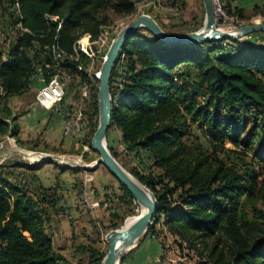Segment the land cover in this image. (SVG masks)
I'll list each match as a JSON object with an SVG mask.
<instances>
[{
    "label": "trees",
    "instance_id": "1",
    "mask_svg": "<svg viewBox=\"0 0 264 264\" xmlns=\"http://www.w3.org/2000/svg\"><path fill=\"white\" fill-rule=\"evenodd\" d=\"M141 1L21 0L25 25L38 37L24 36L19 45L26 49L20 51L18 45L6 59L0 51V80L6 92L0 97V136H18L20 114L14 113L11 100L32 87L33 41L41 45L57 41L72 51L80 36H98L103 11L131 13ZM232 4L225 0L222 6L243 19L244 10H233ZM45 13L63 18V27L58 30L56 23L47 22ZM262 33L167 45L141 28L126 40L112 71L113 110L107 135L111 128L120 132L124 151L140 164L128 170L159 202L143 237L159 238L166 232L180 250L194 251L197 264H264V40L258 39ZM98 82L85 140L93 151ZM193 124L201 128L211 150L199 143ZM27 177L32 187L17 177H4V172L0 176V264H68L54 249L48 230L62 195L56 186H44L35 173ZM118 183L120 205L136 214L134 197ZM118 213L117 209L113 217ZM121 225L111 222L112 228ZM162 248L166 251L163 244ZM78 250L90 254V264H101L107 253L83 245ZM123 259L124 255L121 264Z\"/></svg>",
    "mask_w": 264,
    "mask_h": 264
},
{
    "label": "rangeland",
    "instance_id": "2",
    "mask_svg": "<svg viewBox=\"0 0 264 264\" xmlns=\"http://www.w3.org/2000/svg\"><path fill=\"white\" fill-rule=\"evenodd\" d=\"M240 1L241 0H239L238 3H233L231 6L233 10L235 8L244 10L243 21L245 24H250L264 19L263 0H261V3H256L249 7H247L246 5H242ZM223 2H225V0H221V3ZM178 12L180 14L179 17L175 15L174 11L172 10L171 0H143L135 5V10L133 12L127 14H121L115 12L112 9L103 11L101 13V17L104 19V23L103 25L99 26L98 36L94 37L90 34L92 43L90 44V48H88V51L93 54V59L89 60L86 55H84L83 71L75 76L74 81L69 87V92L72 90H77L80 79H83L86 76L88 77L92 72H99L106 52L114 36L124 25L135 20L141 14L151 15L166 31L169 32L183 33L189 31H197L203 27L205 19V7L203 0H180ZM223 23V20L220 17H217V24L221 29H225L224 27H230ZM258 39L264 40V33L260 34ZM97 86H99V82ZM93 93L94 89L92 90V97L86 105V118L89 126L88 131L91 130L90 128L92 126L90 114L92 112L91 102L93 101ZM24 94L28 97H33L35 95V89L31 87V89ZM21 111L22 110H17L16 114H21ZM193 130L194 134L199 137V143H201L205 148L211 150V145L209 144L207 137L203 135L201 128L197 124H193ZM89 134L90 132H88V137ZM84 143L87 144L85 141ZM107 143L110 150L114 151L117 154V159H119L126 166L124 167L127 170L128 168L130 169L140 165L138 159H135L134 157L126 154V152L124 151V147L121 144L120 132L115 128H111V130L109 131L107 135ZM87 146L89 147V145ZM226 146L228 148H233V145H231L230 143H228ZM79 148L80 149L73 151V153L81 154L82 156L80 157L74 156V154L68 155L48 153L35 149H26L9 134L0 136V176L3 172L4 177L10 178L14 176L15 168L12 165H14L16 162H22L24 164V166L21 165V167L17 169L23 170L28 175H32L33 173L37 172V170H39V168L37 167L38 164H43V168H48V170H54L56 167H61L66 171L71 170L72 167H77L81 170H84V173H88L89 175H91L93 170L97 168L95 167L94 161L99 157V155L96 151L91 150L90 147L88 149L84 148L82 144L79 145ZM18 149H22L25 152L27 151L30 153L44 155L48 154V156H53L54 159H67L70 161V164L62 165L58 163L57 160L49 162L46 159L42 160L30 158L23 153H20ZM222 156H224L223 153ZM247 160L250 161V157L247 158ZM33 166L36 169H33ZM48 170H46V174L44 173L45 179L47 178V175L53 174V171L52 173H49L51 171ZM96 171L97 174L103 172L107 176L108 182L106 183V190L108 189L109 191H111L113 197L121 193L118 181L108 171L104 164H100ZM95 182L96 179L94 176V179L92 178L91 184L93 188L96 189L95 198H101L100 200L102 202L97 215H79L78 209L68 205L69 196H67L68 194L66 193L61 194L62 197L60 203L58 204L59 209L56 212H52L50 215L51 221L56 223L54 227V233L56 232V235L54 236L53 233L54 249L58 251L59 246H63V255L68 259V264H90V254L88 252H82L78 250L79 246L82 245L91 246L99 252H107L109 245V242L106 240L107 233L112 230L121 228L128 219L134 216L136 217L140 213V210L138 208H135L134 210L136 211V214H133L131 207H122L118 200H107L108 198L112 199V197H110V194L105 195L102 189H99L97 187V184ZM105 200L109 202V206L115 207L119 210L118 215L113 217V214L109 213L108 208L104 206ZM123 217L125 220L122 221L121 218ZM70 222L73 226L70 224ZM89 222H92V224H89ZM111 222H118L122 225L118 228H112ZM72 227L76 228V231L73 234ZM51 229L52 228H50V223H48V230L50 233H52ZM159 238H161V240L164 242V247L166 250L164 251L165 254L163 253V255L160 257V264H197L198 257L195 255L194 251H191L189 249L180 250L178 246L175 245V243L173 242V238L168 233L163 232L159 236ZM131 253L132 251L126 252L124 254V258ZM168 257H170L174 261L168 260Z\"/></svg>",
    "mask_w": 264,
    "mask_h": 264
},
{
    "label": "built area",
    "instance_id": "3",
    "mask_svg": "<svg viewBox=\"0 0 264 264\" xmlns=\"http://www.w3.org/2000/svg\"><path fill=\"white\" fill-rule=\"evenodd\" d=\"M264 1V0H263ZM239 0H233L238 3ZM216 17L223 20V24L230 26L225 29H236L244 25V21L237 14H229L222 6L221 0H213ZM172 10L178 17L180 16L179 0H173ZM47 22H54L58 25V30L63 27L64 20L58 15L45 13ZM35 35L29 27L25 25L21 0H0V51L6 59L12 50H15L20 40L26 35ZM30 57L33 63V73L30 77L32 88L35 89L36 102L49 109L52 113L60 114L64 118V134L75 139L78 146L82 144L88 149V144L84 141L88 136V122L86 118V105L92 97V90L98 79L99 72H92L88 77L80 79L77 90L68 97L69 87L81 71H83L84 55L89 60L93 59V54L88 51L90 48L91 35L84 34L74 43L72 51L60 47L56 41L52 44L41 45L37 41L32 42ZM25 45H19V50H25ZM6 92L0 80V97ZM14 176L17 181L25 185L29 184L27 173L23 170L15 169ZM13 179V180H15ZM96 189L91 184V179L86 178L81 184L79 203L82 207L94 210L102 205L101 198H95ZM110 194L107 200H118V195L112 196L111 191H105V195ZM105 200L104 206L109 213H116V208L109 206ZM119 201V200H118ZM162 241V240H161ZM165 246L164 242H161ZM165 254V252H164ZM168 260L174 261L170 257ZM164 264V263H163Z\"/></svg>",
    "mask_w": 264,
    "mask_h": 264
},
{
    "label": "water",
    "instance_id": "4",
    "mask_svg": "<svg viewBox=\"0 0 264 264\" xmlns=\"http://www.w3.org/2000/svg\"><path fill=\"white\" fill-rule=\"evenodd\" d=\"M205 19L203 27L197 31L174 33L166 31L151 15L141 14L135 20L124 25L114 36L104 61L99 70L98 107L99 123L92 137L91 146L99 157L94 161L95 167L104 164L108 171L134 197L140 210L137 218L119 230H112L106 235L109 242L108 251L101 264H121L122 256L135 248L153 223L159 209V202L154 192L134 174L127 170L111 152L107 143V132L112 122V95L110 81L115 63L126 40L141 28L148 29L152 34L167 45L193 44L221 39H241L248 35L264 31V19L244 24L236 29H221L217 24L213 0H203ZM49 162L53 159H46Z\"/></svg>",
    "mask_w": 264,
    "mask_h": 264
},
{
    "label": "crops",
    "instance_id": "5",
    "mask_svg": "<svg viewBox=\"0 0 264 264\" xmlns=\"http://www.w3.org/2000/svg\"><path fill=\"white\" fill-rule=\"evenodd\" d=\"M240 2L242 5L249 7L256 3H261V0H241ZM73 92L74 90L68 92V97L72 96L74 94ZM11 106L15 114L17 110H22L20 116L17 119L19 133L15 139L24 148L35 149L48 153L68 155L74 154V156L77 157L82 156L79 153H73V151H76L80 148L75 139L64 134L63 116L52 113L49 109L37 103L35 95L33 97H28L25 94L16 96L12 98ZM37 167L39 170H37L35 174L39 177L42 184L46 187L56 186L60 194H68V205L78 209L79 215H97L99 209H86L80 205L78 200L80 197L81 184L87 177H91L90 179L92 182V178L94 179L95 176V183L97 184V187L102 189L103 193H105L108 178L103 172H100L99 174L96 173L98 167L92 172L94 176L91 172V175H89L88 173H84V170H81L77 167H72L71 170H66L64 172L62 171L63 168L61 167H56L54 170L43 168V164H38ZM45 169L51 171L49 173H52L53 171V174L47 175L46 179L44 178V175L47 173ZM55 224L56 223L52 221L50 222V228H52V237ZM70 224L72 225L71 222ZM89 224H92V222H89ZM72 228L73 234L75 233L76 228ZM55 235L56 232L54 233V236ZM161 242V238H157L154 235L145 236L143 240L138 243L136 248L130 250L132 253L123 259V264H160V257L164 253ZM62 247L63 246H59L58 251L63 254Z\"/></svg>",
    "mask_w": 264,
    "mask_h": 264
},
{
    "label": "bare ground",
    "instance_id": "6",
    "mask_svg": "<svg viewBox=\"0 0 264 264\" xmlns=\"http://www.w3.org/2000/svg\"><path fill=\"white\" fill-rule=\"evenodd\" d=\"M18 151L20 152V153H23L24 155H26V156H28V157H30V158H34V159H53V160H57V162L58 163H60V164H62V165H64V164H70L69 162V160H67V159H63V158H55L54 159V157L53 156H48V154L47 155H44V154H36V153H30V152H25L24 150H22V149H18ZM137 218V216L135 217H132V218H130V219H128L127 220V222L123 225V227H126L127 225H129L130 223H132L135 219ZM120 229V228H119ZM119 229H117V230H119Z\"/></svg>",
    "mask_w": 264,
    "mask_h": 264
}]
</instances>
